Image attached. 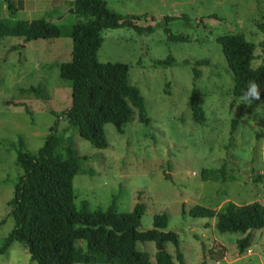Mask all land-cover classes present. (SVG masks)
Segmentation results:
<instances>
[{"label": "rangeland", "instance_id": "obj_1", "mask_svg": "<svg viewBox=\"0 0 264 264\" xmlns=\"http://www.w3.org/2000/svg\"><path fill=\"white\" fill-rule=\"evenodd\" d=\"M104 1L111 12L138 17L141 26L164 17L175 19L148 35L125 28L101 31L97 61L127 66V81L143 98L149 124L138 123L133 111L122 135L105 125L107 147L102 150L80 139L74 128L68 131L66 138L77 159L72 179L76 208L86 201L89 213L103 212L114 197L115 212L122 214L140 202L145 210L139 231L150 229L153 216L165 214L167 230L178 236L183 264H264V230L249 232L248 248L238 253L235 242L245 233H218L215 219H192L186 213L194 205L214 212L226 202L264 205V87L259 100L240 108L215 42L222 35H242L254 45L251 67L264 66V32L259 29L264 26V0ZM70 6L71 1L64 2L60 11L41 18L59 28L57 39L26 44L19 38L0 39V247L12 226L7 201L21 174L9 144L19 136L26 151L35 153L56 116L70 105L69 83L58 76V66L70 59L75 22L67 13ZM6 14L0 8V17ZM164 29L185 41H168ZM168 57L172 66L154 64ZM196 61L204 64L195 66ZM37 86L43 100L20 92ZM191 91L203 110V125L191 119ZM57 125L64 123L58 120ZM220 169L223 181L217 173L201 177L203 170ZM136 249L147 253L149 264L154 263L153 243H137ZM165 250L178 264L173 247L166 244ZM28 263L19 243L0 253V264Z\"/></svg>", "mask_w": 264, "mask_h": 264}, {"label": "trees", "instance_id": "obj_2", "mask_svg": "<svg viewBox=\"0 0 264 264\" xmlns=\"http://www.w3.org/2000/svg\"><path fill=\"white\" fill-rule=\"evenodd\" d=\"M4 1L10 18L0 17V39L19 38L22 43H28L59 37V28L50 20L14 19L15 7L10 1ZM67 13L75 17L70 59L58 66V76L69 83L70 105L56 116L35 153L26 151L19 136L15 143L9 144L14 149L15 163L21 174L13 183L12 196L7 201L12 226L2 240L0 253L4 254L16 242L25 248L28 264H149L147 253L137 250L136 244L151 242L153 264H174L165 250L166 244L173 247L174 261L183 264L178 236L167 230L165 214L153 216L150 229L139 231L145 210L143 203L134 204L129 212L122 214L115 212L114 197L103 212L89 213L86 201H81L76 208L72 179L77 159L66 138L68 131L74 128L80 139L94 149L102 150L107 147L105 125H111L118 135H122L123 126L130 121L133 111L138 123L149 124L143 98L127 81V66L97 61L102 44L101 31L125 28L137 35H148L175 18L164 17L158 23L141 26L138 17L111 12L104 0H71ZM259 29L264 32V26L260 25ZM164 33L168 41H185L184 37L172 35L167 29ZM215 42L231 75L232 96L238 100L239 107L244 108L246 102L240 97L248 82L255 81L261 89L264 87V66L251 67L254 45L242 35H222ZM154 64L169 67L173 65V59L156 60ZM194 64L201 66L204 62ZM193 77H198L195 68ZM41 91L39 86L20 90L43 100ZM188 103L192 121L203 125L205 116L194 91H191ZM58 120L64 126L58 127ZM58 150L63 154H58ZM216 173L223 181L221 169L218 172L203 170L201 177H216L212 176ZM186 213L192 219H215L213 227L218 233H245L235 242L238 253L248 248L249 232L264 230V205L258 202L244 205L226 202L218 212L194 205Z\"/></svg>", "mask_w": 264, "mask_h": 264}, {"label": "crops", "instance_id": "obj_3", "mask_svg": "<svg viewBox=\"0 0 264 264\" xmlns=\"http://www.w3.org/2000/svg\"><path fill=\"white\" fill-rule=\"evenodd\" d=\"M12 4V6L16 9V15L14 19H18V15L22 17L27 16L25 20H32V19H41L50 14H54L55 11H60V9L64 8V2L71 1V0H8ZM0 8L2 10L5 9V1L0 0ZM36 13L42 14L43 17H33ZM9 15L6 14L4 19H9ZM21 41V40H19ZM26 44V43H25Z\"/></svg>", "mask_w": 264, "mask_h": 264}, {"label": "clouds", "instance_id": "obj_4", "mask_svg": "<svg viewBox=\"0 0 264 264\" xmlns=\"http://www.w3.org/2000/svg\"><path fill=\"white\" fill-rule=\"evenodd\" d=\"M261 86L255 81H249L245 91L242 93L240 100L242 102L251 103L260 99Z\"/></svg>", "mask_w": 264, "mask_h": 264}]
</instances>
